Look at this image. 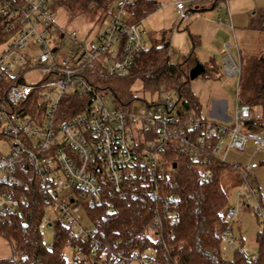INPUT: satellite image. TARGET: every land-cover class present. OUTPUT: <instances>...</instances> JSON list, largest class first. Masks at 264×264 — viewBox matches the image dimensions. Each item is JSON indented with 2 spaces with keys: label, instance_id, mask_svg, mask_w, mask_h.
Here are the masks:
<instances>
[{
  "label": "built area",
  "instance_id": "built-area-1",
  "mask_svg": "<svg viewBox=\"0 0 264 264\" xmlns=\"http://www.w3.org/2000/svg\"><path fill=\"white\" fill-rule=\"evenodd\" d=\"M229 1L180 0L177 21L195 12L197 16L203 8L222 13L225 3L226 17H218L215 23L234 30ZM56 3L0 0V23L9 36L0 45H5L0 53V139L10 141V151L0 156V185L26 190L29 180L24 176L33 171L39 192L48 202L44 224H60L73 233L77 243L68 248L74 260L87 252L89 260L105 257L86 207L106 202L113 213L115 204L107 199L108 189L132 199L142 194L159 200L161 180L171 176L174 167L169 157L176 151L193 163H209L229 162L230 154H244L251 148L248 155H240L242 161L230 163L242 177L259 167L257 159L264 154V118L261 111L238 99L230 124L188 112L185 99L173 91L138 113L133 105L122 108L111 102L101 81L129 74L148 48L144 30L128 21L129 0L115 2L95 39L80 41L78 32L72 31L69 38L76 47L67 52L57 43L67 33L54 20ZM235 50L236 41L223 44L222 69L229 77L242 73ZM31 71L41 73L40 82H26L25 75ZM212 178L213 173L206 171L202 181ZM250 194L257 200L260 197L258 191ZM247 199V194H239L240 204ZM19 206L10 192L0 193V213L13 214ZM250 207L263 221L264 210L256 203ZM50 208L59 212L56 219L49 215ZM80 210L90 225L81 224ZM239 212V206L228 210L230 225L221 246L224 256L236 249L231 225ZM163 225L157 217L147 230ZM247 257L255 262L258 254Z\"/></svg>",
  "mask_w": 264,
  "mask_h": 264
},
{
  "label": "trees",
  "instance_id": "trees-1",
  "mask_svg": "<svg viewBox=\"0 0 264 264\" xmlns=\"http://www.w3.org/2000/svg\"><path fill=\"white\" fill-rule=\"evenodd\" d=\"M116 1L57 0L56 6L61 4L73 11L80 2L85 9L100 10L107 16L113 12ZM158 8L156 0H133L128 4L129 15L137 25ZM209 10L210 7L199 12ZM195 13L192 15L196 16ZM262 18L264 22V14ZM190 36L196 46L199 36ZM8 37L0 23V45ZM166 37L167 32H161L159 42H153L144 50L129 74L101 81L116 106L132 107L137 100L133 86L139 80L144 94L160 97L173 91L185 99L188 112L198 110V98L186 86L191 69L200 62L192 51L181 63H172ZM203 66V77H211L222 68L214 59ZM243 81L238 101L261 111L264 118V61L254 63ZM169 159L176 167L170 177L161 180L159 200L151 201L142 194L132 199L108 189L107 199L115 204L113 213L108 211L106 202L86 207L91 223L97 228L96 236L102 241L105 257L100 255L97 260H89L87 252L82 260H74L73 264H264V227L256 237L258 259L255 262L249 261L240 248L233 251L231 259L222 253V235L230 225L227 213L231 207L222 181L224 174L235 170L233 165L219 161L193 163L179 151ZM206 171L212 172L213 178L202 181ZM24 177L29 180L26 190L0 185V193L10 192L20 202L15 213H0V237L14 247L13 256L0 258V264H67L65 250L77 240L70 230L55 224L52 248L48 249L42 230L48 202L39 192L33 171ZM157 217L164 225L148 232V226ZM260 222L264 224V220ZM116 255L121 258L117 260Z\"/></svg>",
  "mask_w": 264,
  "mask_h": 264
},
{
  "label": "rangeland",
  "instance_id": "rangeland-1",
  "mask_svg": "<svg viewBox=\"0 0 264 264\" xmlns=\"http://www.w3.org/2000/svg\"><path fill=\"white\" fill-rule=\"evenodd\" d=\"M132 2L133 0H129ZM159 8L145 18L139 26L144 30L146 44L150 46L153 42H159L161 32H167V40L170 43V61L174 64L181 63L184 57H187L192 51L198 61L205 65L214 59L218 66H222V49L224 43L238 44V50L234 51V56L240 60L242 73L239 76L229 77L221 68L212 74L211 77L199 76L193 80H189L187 89L198 98V110H192L193 114L201 115L204 118H211L214 113L217 115L214 120L230 124L236 111L237 98L242 92L244 77L248 75L251 66L257 61H264V25L263 10L264 0H230L229 10L233 15L239 14L241 20L235 24L232 30L226 25L215 23L218 17H226V4L222 3L224 8L222 13L215 10L204 11L197 16H189L183 21L178 20V12L176 4L180 0H156ZM73 11H68L61 4L55 6L54 20L56 24L63 29L67 36L60 39L57 43L61 44V51L67 52L68 49L75 48L76 44L69 38L72 31L78 32L79 40L95 39L102 25L104 14L93 9H85L81 3L75 5ZM105 17V16H104ZM105 24L107 18H104ZM129 22L134 23L135 20L130 17ZM218 26L219 32L216 36L210 34ZM199 36V42L193 45L191 36ZM57 38H60L57 36ZM151 38V40H149ZM155 40V41H154ZM56 43V44H57ZM5 45L0 46V53ZM243 77V80H241ZM41 73L39 71H31L25 75L27 83L34 84L40 82ZM133 90L137 95L134 101L133 111L138 113L141 109L147 107L156 99V96H149L142 92L141 81H136ZM111 102L113 96L109 95ZM10 151V141L6 138L0 139V156ZM251 148H248L244 154L248 155ZM237 154H230L229 162L242 161V157ZM260 168L254 174H247L242 177L241 174L234 170L233 172L223 175V185L229 194V204L231 207L239 206L240 212L237 219L232 222V237L235 240V247L240 248L246 255L256 253L258 250L256 237L263 229L264 224L258 219L250 204L256 203L264 210V155L257 159ZM173 166V164H172ZM174 167V166H173ZM173 171V169H171ZM259 186L260 199L257 200L250 194V187ZM247 194L248 199L239 203L238 191ZM248 205V206H247ZM52 219H56L59 212H55L52 208L48 209ZM77 218L82 225H90L89 220L83 210L77 214ZM43 235L46 244H52L54 239V228L52 225H43ZM14 254L13 245L0 237V258L12 257ZM232 251H228L226 258L231 259ZM67 264L74 263V254L67 248L65 250ZM83 257L79 256V260ZM88 264V263H87Z\"/></svg>",
  "mask_w": 264,
  "mask_h": 264
},
{
  "label": "crops",
  "instance_id": "crops-1",
  "mask_svg": "<svg viewBox=\"0 0 264 264\" xmlns=\"http://www.w3.org/2000/svg\"><path fill=\"white\" fill-rule=\"evenodd\" d=\"M210 11V10H209ZM264 11V10H263ZM263 14H264V12H263ZM234 16V24H236V23H239L240 22V20H241V18H240V16H239V14H237V15H233ZM219 29L220 28H218V26H216V28L214 29V30H211V32H210V34H212L213 36H216L217 34H218V32H219ZM221 53H222V51H221ZM214 117L217 115V113H214L213 112V114H212ZM213 116L211 117V118H213ZM231 120V119H230ZM264 155V154H263ZM260 168V165H259V167L257 168V169H255L254 170V172H252L251 174H254V177H255V171L256 170H258ZM258 191V192H260V188H259V186H256V187H250V191ZM243 191H238V195L240 194V193H242ZM260 194V193H259ZM261 195V194H260ZM248 206V205H247Z\"/></svg>",
  "mask_w": 264,
  "mask_h": 264
},
{
  "label": "water",
  "instance_id": "water-1",
  "mask_svg": "<svg viewBox=\"0 0 264 264\" xmlns=\"http://www.w3.org/2000/svg\"><path fill=\"white\" fill-rule=\"evenodd\" d=\"M205 72V67L201 63H197L189 73V80H193ZM176 167V165H174Z\"/></svg>",
  "mask_w": 264,
  "mask_h": 264
}]
</instances>
